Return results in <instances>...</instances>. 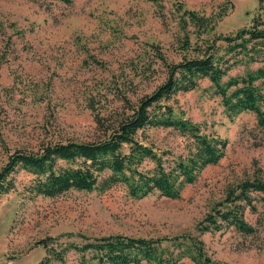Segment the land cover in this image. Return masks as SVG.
<instances>
[{"label": "rangeland", "instance_id": "rangeland-1", "mask_svg": "<svg viewBox=\"0 0 264 264\" xmlns=\"http://www.w3.org/2000/svg\"><path fill=\"white\" fill-rule=\"evenodd\" d=\"M180 6L182 11L177 12ZM185 10L206 17L226 10L227 15L212 32L200 35L192 26L180 29ZM258 16L264 22V6L259 9L256 0H71L68 5L55 0H0V169L7 151H36L50 141L97 138L96 114L109 119L108 114L122 106L121 93L127 92L135 103L165 80L166 71L152 46L177 64L202 56L204 40L249 28ZM187 39L191 48L198 45L201 50L182 51ZM215 46L229 64L231 58H245L226 53L221 41ZM260 66L237 63L227 77ZM170 104L177 117L227 141L218 164L202 170L177 200L157 193L133 199L122 185L106 191H69L53 199L30 196L24 190L30 176L19 172L15 190L0 197V264H38L44 258L37 246L40 240L57 238L64 243L69 234L194 233L223 200L227 187L264 178V130L252 113L228 116L207 79L193 91L176 94ZM145 133L157 152L168 153L170 160L185 153L177 131L155 128ZM254 197L256 210L244 212L245 221L256 229L253 235L228 229L202 237L217 262L264 264V208L259 196ZM66 264H77L74 252L66 254Z\"/></svg>", "mask_w": 264, "mask_h": 264}, {"label": "trees", "instance_id": "trees-1", "mask_svg": "<svg viewBox=\"0 0 264 264\" xmlns=\"http://www.w3.org/2000/svg\"><path fill=\"white\" fill-rule=\"evenodd\" d=\"M70 4L71 0H55ZM262 9L264 0H256ZM182 7L177 12H181ZM221 10L215 17L183 11L180 29L188 26L200 34L212 32L226 16ZM199 35V36H200ZM223 42L227 52L245 58L223 60L218 56L216 43ZM202 56L170 63L157 49L153 53L166 71L165 80L149 95L131 103L127 92L118 96L120 109L110 112L109 119L96 114L94 123L97 138L92 141L68 139L47 142L36 151L11 150L6 152L5 164L0 169V197L14 191L16 174L30 176L24 187L30 196L56 198L69 191L92 192L124 186L133 199L151 194L177 200L183 190L193 184L202 170L216 165L225 156L227 141L205 134L199 125L177 117L170 104L178 93L193 91L200 80L207 79L228 116L252 113L257 126L264 130V22L254 17L249 28H242L229 36L204 40ZM183 51H200L202 46L182 42ZM96 63H99L96 61ZM237 63L260 67L248 69L244 75L227 77ZM227 79L223 82V78ZM162 128L177 131L183 137L185 153L170 160L166 152H157L146 135V130ZM152 165L147 169V165ZM264 208V178L256 176L225 190L222 201L196 225L194 233L185 231L173 236L135 237L111 234L87 237L67 235L68 242L44 238L37 243L44 251L38 264L58 262L66 264V254L74 252L77 264H221L208 252L202 237L228 229L243 235H253L256 229L244 219L246 209L256 210L255 197Z\"/></svg>", "mask_w": 264, "mask_h": 264}]
</instances>
